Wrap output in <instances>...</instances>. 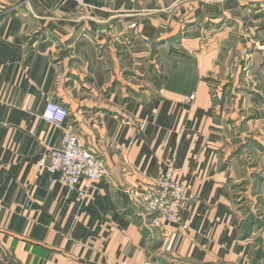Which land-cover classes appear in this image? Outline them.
Returning <instances> with one entry per match:
<instances>
[{"label": "crops", "instance_id": "0c3cea01", "mask_svg": "<svg viewBox=\"0 0 264 264\" xmlns=\"http://www.w3.org/2000/svg\"><path fill=\"white\" fill-rule=\"evenodd\" d=\"M261 1L0 0V264H194L179 256L192 247L200 264L212 250L245 259L229 188L238 154L227 157L242 136L263 142L252 128L264 115V61L258 50L240 68L229 59L244 21L261 23L255 37L264 38ZM197 29L212 37L196 41ZM35 34L44 39L28 50ZM77 39L79 50L58 48ZM162 40L186 45L197 62L148 61ZM205 76L228 78L218 98ZM50 100L70 109L66 126L108 166L85 199L48 169L63 136L42 118ZM243 114L251 118L240 125ZM168 164L197 198L181 224L161 219L162 232L133 191Z\"/></svg>", "mask_w": 264, "mask_h": 264}, {"label": "rangeland", "instance_id": "374dc122", "mask_svg": "<svg viewBox=\"0 0 264 264\" xmlns=\"http://www.w3.org/2000/svg\"><path fill=\"white\" fill-rule=\"evenodd\" d=\"M259 3H264V0H262ZM244 12V11H243ZM245 13V12H244ZM248 14V13H247ZM246 16V13L244 14ZM243 26L241 27V31L243 34L241 35L240 40V52H236L232 50V56H230L229 63H233V67L235 68L236 63L238 64L237 68H240V65L242 62L246 60V56L249 54L250 50H258L261 53L262 60L264 61V38L262 40H258L255 37V33L257 31V28L262 26L261 23L257 24L251 21H244ZM245 24L248 25V30L245 29ZM258 26V27H256ZM208 31H201V29H197L194 34V39L196 41L202 42L207 41L212 37V32ZM244 33L247 34V36L243 37ZM44 38H40L38 34H35L31 40L30 38H27V45L28 50H35L34 44L38 40H43ZM132 39L130 38L128 40L131 42ZM215 41V40H214ZM118 42V40L116 41ZM68 43H72L74 45V48H71ZM106 41H98L97 45L100 50H102L103 45H105ZM163 40L160 42H154L153 47H151L150 50H147L148 52V61H159L155 62L158 63L159 66L165 65L168 60L179 61V62H189V61H195L197 62L198 57H193V51L187 50L186 45H180V43H173L171 45V48L166 46ZM62 46L58 48H62L63 50H79V48L76 49L75 46L79 44L78 39L69 41H63L61 42ZM120 43L114 42V50H121ZM175 44V45H174ZM67 45V46H66ZM57 48V47H56ZM104 48V47H103ZM179 48V50L177 49ZM177 49V50H176ZM105 50V49H104ZM241 54V56H240ZM164 63V64H162ZM233 76V75H232ZM230 77V76H229ZM206 80H208L211 84V93L215 98H218V89L221 88V91H224L225 85H222L221 82L225 81L228 78L222 77H216L213 78L211 76H205ZM212 79L214 81H212ZM230 83V82H227ZM192 96V95H191ZM224 95H222L223 97ZM230 106V105H229ZM243 112V111H242ZM241 112V113H242ZM255 114L253 117H255ZM245 117L240 122V125H243V122L247 123L251 117L246 116L248 114H243ZM261 115V113H260ZM233 120V119H232ZM252 130L258 134V136L262 137L263 142L261 144H257V141L251 140L252 138H249L247 136H242L244 139L239 142L236 150L234 145V150L230 152V154L227 157V160H230L231 158L237 156L236 160L238 162L237 166V176L238 178L234 179V182H231L229 185V188L233 192V201H234V208L236 212H239L241 220L238 223V229L240 232V237L242 241H247V249L249 250L246 253V257L244 260H236L233 261L232 259H227L226 256L223 255V253L219 256L215 255L216 253L211 252L212 260L210 264H264V115L256 121H254V127ZM238 132V131H237ZM249 144H254L256 147H258V153H252L250 149H248ZM240 145V146H239ZM225 167V166H223ZM146 211V210H145ZM147 212V211H146ZM148 213V212H147ZM149 214V213H148ZM152 216V214H149ZM156 216L151 218V223L154 224L156 227H161L159 230L163 232V229L166 227L165 222L167 221H159L158 224L154 222ZM176 249V248H175ZM201 254H203L202 250L198 247H192L190 248V252L179 255L186 259H193L191 261L194 262V264H200L202 261H196V259L201 258ZM163 255H167L164 253ZM170 255V254H169ZM167 255V256H169ZM205 255V254H204ZM214 256H217L214 258ZM176 257V256H175ZM220 257H222L220 259ZM229 262H227V261ZM192 264V262H189ZM206 264H209L206 263Z\"/></svg>", "mask_w": 264, "mask_h": 264}, {"label": "built area", "instance_id": "2783aa9c", "mask_svg": "<svg viewBox=\"0 0 264 264\" xmlns=\"http://www.w3.org/2000/svg\"><path fill=\"white\" fill-rule=\"evenodd\" d=\"M73 1L85 5L88 0ZM131 26L135 27V24ZM187 99L192 100L194 96ZM69 114L70 109L55 100L48 101L43 110L44 120L63 129L62 147L51 151L48 169L53 176L59 174L60 180L71 192L85 199L94 185L109 175V169L102 158L83 146L77 131L66 126ZM133 192L145 210L156 216V224L161 219L170 224H181L184 206L197 198L196 191L177 174L173 164L166 165L153 184ZM142 264L153 262L148 260Z\"/></svg>", "mask_w": 264, "mask_h": 264}, {"label": "water", "instance_id": "95a60500", "mask_svg": "<svg viewBox=\"0 0 264 264\" xmlns=\"http://www.w3.org/2000/svg\"><path fill=\"white\" fill-rule=\"evenodd\" d=\"M155 216V215H154Z\"/></svg>", "mask_w": 264, "mask_h": 264}]
</instances>
